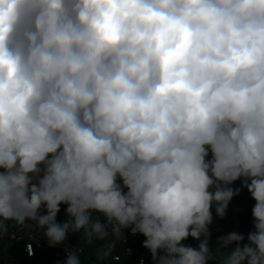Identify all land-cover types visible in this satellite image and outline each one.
<instances>
[{"label":"clouds","instance_id":"1","mask_svg":"<svg viewBox=\"0 0 264 264\" xmlns=\"http://www.w3.org/2000/svg\"><path fill=\"white\" fill-rule=\"evenodd\" d=\"M245 188L220 264H264V0H0V233L130 229L153 264H210Z\"/></svg>","mask_w":264,"mask_h":264},{"label":"crops","instance_id":"2","mask_svg":"<svg viewBox=\"0 0 264 264\" xmlns=\"http://www.w3.org/2000/svg\"><path fill=\"white\" fill-rule=\"evenodd\" d=\"M210 158V156H209ZM240 181H237L233 187H239ZM255 201L251 198L250 193L247 189H243L241 194L235 196L230 202L228 209L226 211V215L223 219H220L216 216L215 209H212V214L214 217V222L209 226L210 231L212 233V241L209 243L210 251H211V261L210 264H220L221 255L216 249L215 241L216 239L224 234L235 231L237 233H243L245 236L250 231H253V220H252V207ZM66 205L61 206V217L58 222H62L64 219V208ZM94 218H103L100 214H95ZM104 219V218H103ZM11 227L15 229L22 228V225H17L13 221L8 222ZM82 242L86 250V254L83 258H81V263H86V258L94 257L99 259L103 264L106 263L107 259H109V255L106 257L101 256V252L106 247V243H101V240H95L93 242H89L86 237L83 236ZM246 242V241H245ZM182 243L187 245H196L197 241L193 238L189 237L187 240ZM147 258L153 263L149 250H146ZM162 254V253H161ZM10 256L5 254L4 248L0 246V261L7 262L10 260ZM120 264V263H113ZM126 264V263H123Z\"/></svg>","mask_w":264,"mask_h":264},{"label":"built area","instance_id":"3","mask_svg":"<svg viewBox=\"0 0 264 264\" xmlns=\"http://www.w3.org/2000/svg\"><path fill=\"white\" fill-rule=\"evenodd\" d=\"M61 217V212L57 215V220ZM100 220L106 222L103 218H99ZM8 223V222H7ZM124 231V237L125 239H115L114 237H109L108 239L103 240V243H106L107 245H111V253L109 254V259H107L105 264H112L113 263H126L131 258V256L134 254V247H133V235L130 232V229L123 230ZM74 233H69L67 239L60 245L55 248L59 250L63 254L62 261L66 258L68 251L75 250L80 260L83 258L86 254V250L81 241L80 244H76L72 242V236ZM20 244L23 243L25 245V249L28 252L29 255H32L34 252L35 246L40 247L43 243L47 244V241L45 238H43L42 233H40L38 230H35L34 228L23 226L22 228L15 229L10 226L8 223V231L6 233H0V246L4 248L5 254L9 255V248L13 244ZM102 243V240H101ZM145 254L137 259V264H140L141 259H143L144 264H153L146 256ZM10 256V255H9ZM11 259L7 262V264H10ZM100 262V264H103L99 259H96L94 257H88L86 258V263L89 264H96Z\"/></svg>","mask_w":264,"mask_h":264},{"label":"trees","instance_id":"4","mask_svg":"<svg viewBox=\"0 0 264 264\" xmlns=\"http://www.w3.org/2000/svg\"><path fill=\"white\" fill-rule=\"evenodd\" d=\"M82 238L83 236L80 233H74L72 242L80 244ZM144 239L140 234L133 236L134 254L126 264H137V259L145 254L147 249L142 246ZM8 252L11 258L10 264H57L58 261L62 262L63 259V254L59 250L48 247L46 243H43L40 247L35 246L32 255L28 254L23 243L11 245ZM96 264H100V262Z\"/></svg>","mask_w":264,"mask_h":264},{"label":"rangeland","instance_id":"5","mask_svg":"<svg viewBox=\"0 0 264 264\" xmlns=\"http://www.w3.org/2000/svg\"><path fill=\"white\" fill-rule=\"evenodd\" d=\"M0 264H5V262L3 263V262L0 261ZM111 264H112V262H111Z\"/></svg>","mask_w":264,"mask_h":264}]
</instances>
